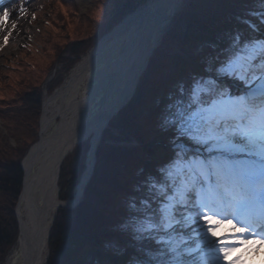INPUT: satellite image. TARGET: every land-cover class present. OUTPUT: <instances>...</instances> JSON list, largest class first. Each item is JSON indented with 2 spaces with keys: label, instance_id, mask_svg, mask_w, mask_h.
Wrapping results in <instances>:
<instances>
[{
  "label": "trees",
  "instance_id": "16d2710c",
  "mask_svg": "<svg viewBox=\"0 0 264 264\" xmlns=\"http://www.w3.org/2000/svg\"><path fill=\"white\" fill-rule=\"evenodd\" d=\"M146 1L114 0L109 20L94 25L93 28L99 27L93 38L73 41L70 54L76 60L82 58ZM70 3L80 20L89 17V11L79 14L76 0H61L59 5L66 9ZM261 10L264 6L258 0H188L173 16L172 29L153 51L134 96L104 129L95 153L93 174L79 203L59 208L50 231L45 264H144L148 259L146 253L156 251L158 245L141 240L129 226L133 216L131 205L139 207L140 201L152 195L149 185L161 179L165 165L147 146L160 136L168 138V145L174 139L180 141L175 129L165 126L166 118L186 107L193 81L205 79L204 74L208 78L213 75L216 58L229 47L232 36L239 33L248 37L246 22ZM205 45L208 48L200 51ZM29 46L31 43L23 49ZM54 49L56 58L63 64L70 63L69 68L72 61ZM27 55L8 64L7 70H0V120L7 131L4 134L0 128V264L20 233L15 208L23 188L20 163L28 149V140L23 147H14L9 139L21 138L20 129L37 133L35 118L41 108L42 86L50 72L49 68L44 71L30 62ZM11 70H22L14 75L15 84L8 76ZM60 82L61 79L51 81L49 91ZM3 88L10 89L9 97L3 94ZM14 126L19 130L14 131ZM90 148L91 141H84L65 158L59 179L61 201L76 198ZM178 150L175 147L173 154ZM172 158L173 155L169 161ZM156 206L154 203L153 207Z\"/></svg>",
  "mask_w": 264,
  "mask_h": 264
},
{
  "label": "snow or ice",
  "instance_id": "6c2138e0",
  "mask_svg": "<svg viewBox=\"0 0 264 264\" xmlns=\"http://www.w3.org/2000/svg\"><path fill=\"white\" fill-rule=\"evenodd\" d=\"M10 16L4 8L0 28ZM249 27L260 35L232 36L211 78L193 81L186 107L165 120L185 148L208 156L175 151L150 183L152 195L131 205L129 226L159 246L144 264H247L245 257L264 247V10ZM229 80L236 91L225 87ZM236 153L259 159L245 165L225 155Z\"/></svg>",
  "mask_w": 264,
  "mask_h": 264
},
{
  "label": "bare ground",
  "instance_id": "6f19581e",
  "mask_svg": "<svg viewBox=\"0 0 264 264\" xmlns=\"http://www.w3.org/2000/svg\"><path fill=\"white\" fill-rule=\"evenodd\" d=\"M182 1L149 0L104 36L72 68L61 87L45 97L40 140L23 160L25 182L17 207L20 233L6 264H45L50 225L62 204L59 179L65 158L80 143L91 141L74 204L92 176L96 147L108 121L134 96ZM245 259L247 264H253L252 260L264 264V247Z\"/></svg>",
  "mask_w": 264,
  "mask_h": 264
},
{
  "label": "rangeland",
  "instance_id": "374dc122",
  "mask_svg": "<svg viewBox=\"0 0 264 264\" xmlns=\"http://www.w3.org/2000/svg\"><path fill=\"white\" fill-rule=\"evenodd\" d=\"M60 1L61 0H5L4 3L0 4V15H2V10L4 8H7L11 13L10 18L6 22V26L0 28V70L2 69L7 70L6 66L8 64L15 63L17 60L26 57V54H28L27 57L30 62L33 61L34 64L39 65L42 70L44 69V71L47 68H49V70L47 71H50L42 86L41 108L37 114V117L35 118L38 122L37 133L35 134V132H33L32 129L31 131L29 129H26V131L20 129L21 138L17 139V141L14 138L9 139L11 145L14 147L15 146L23 147V145L28 140V145H27L28 149L25 155L22 157L20 163L23 173H24L23 160L25 156L27 155L29 150L40 140V135H41L40 123L42 117V106L45 97L50 94H53L61 87V85L64 83L65 79L69 75L72 68L82 59V58L80 59L78 58L76 60L75 57H73L72 54H70L69 45L73 41L88 40L90 38H93L94 37L93 32L97 31L99 27L98 26L97 28H93L94 25H96L97 22L104 23L105 20L108 21L109 19L107 18H109V15H111L110 11L112 10V7H114V0H76L79 14H84L88 11L90 12L89 17L84 18V20H80L78 16L77 17L75 16V12H74L75 10L74 8H72L71 3L67 4V7L65 9V7H61L59 5ZM148 1L149 0H147L146 3ZM187 1L188 0L182 1V5L180 9L186 4ZM146 3L138 7L135 12L142 9L146 5ZM21 6L23 7V11H21ZM180 9L178 11H180ZM62 13H64V16L62 15ZM131 14L126 15L122 21H124ZM50 15L52 16L50 17ZM52 17L55 20H52ZM172 19L168 28L163 32V35L172 29L173 26ZM51 20L53 21V23H50ZM256 20H258L257 15L253 16L251 19L247 20L246 22L248 25L247 34L249 36L253 34L257 36L260 35L259 32L253 33L249 27V25ZM13 23L16 24L15 29L12 28ZM9 33L11 34L9 35ZM6 38H7V43H5ZM27 43H31V46H29L26 50H24L23 47ZM55 47L58 49V53L60 54V56L67 58L69 61H72V65L69 68L67 67L69 66L70 63L67 62L63 64L58 60V57L56 58V49H54ZM207 48L208 46L206 45L202 46L200 51H203ZM91 49H89L87 53ZM21 72L22 70H20V72L17 73L16 71L13 73L12 70L9 72L8 76L10 80L11 79L13 80V84H15L17 81V79L14 80L15 79L13 78L14 75L15 74L19 75L21 74ZM204 75L206 76V78L204 79L206 81L211 78V77L208 78V75L206 74ZM59 79H61L60 84L56 86L54 89H52V91H49L51 81L54 80L56 81ZM229 85L231 86L232 91H236L239 88V85L231 80L225 82V87H228ZM7 88H3V94L6 97H9L11 91L10 89ZM0 128L4 132V134L7 133L6 129L2 126L1 120H0ZM106 128L107 126L105 127V129ZM13 129L14 131L19 130L15 126L13 127ZM167 139L168 138L166 136H160L155 143L148 144L147 146L149 149H151L154 152V154L159 156L165 162L164 168L168 165L166 162L172 157L174 147H177L176 146L177 144L179 145V147H181V149H183L186 152H189V149L191 150V148H185L184 144L181 142H176V144L168 146L166 142ZM196 152L202 158L208 156L207 152L202 151L200 149H196ZM213 155H219V153H213ZM225 155H230V158L232 160L240 161L245 165H249L253 161L259 159L256 156L241 154V153L238 156H233L235 154H225ZM87 161H88V157H87ZM24 179H25V173H24ZM24 179H23V187L25 182ZM68 201L72 202V200H68ZM77 202L74 203L72 206L76 205ZM18 203L15 208L16 217H17ZM61 203H62L61 205L65 204L62 201ZM54 219L50 225V231ZM172 239L174 241H179L180 238L174 235ZM16 245L17 243L12 248V250L16 247ZM12 250L7 255V257L5 258L2 264H6L7 258L12 253ZM47 259H48V249L45 250L44 262H46ZM251 263L256 264L254 260H252Z\"/></svg>",
  "mask_w": 264,
  "mask_h": 264
},
{
  "label": "water",
  "instance_id": "95a60500",
  "mask_svg": "<svg viewBox=\"0 0 264 264\" xmlns=\"http://www.w3.org/2000/svg\"><path fill=\"white\" fill-rule=\"evenodd\" d=\"M131 98H132V97H131ZM131 98H130V99H131ZM130 99L125 103V105L130 101ZM125 105H124V106H125ZM124 106H123V107H124ZM112 117H113V116H112ZM109 121H110V120H109ZM109 121H108V122H109ZM96 149H97V147H96ZM92 173H93V170H92ZM92 173H91V175H92ZM71 203H72V202L65 203V204L61 205V207H62V206H72Z\"/></svg>",
  "mask_w": 264,
  "mask_h": 264
}]
</instances>
